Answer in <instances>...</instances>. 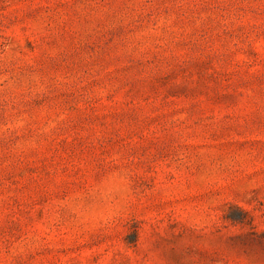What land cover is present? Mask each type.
<instances>
[{
	"label": "rangeland",
	"instance_id": "rangeland-1",
	"mask_svg": "<svg viewBox=\"0 0 264 264\" xmlns=\"http://www.w3.org/2000/svg\"><path fill=\"white\" fill-rule=\"evenodd\" d=\"M0 264H264V0H0Z\"/></svg>",
	"mask_w": 264,
	"mask_h": 264
},
{
	"label": "clouds",
	"instance_id": "clouds-1",
	"mask_svg": "<svg viewBox=\"0 0 264 264\" xmlns=\"http://www.w3.org/2000/svg\"><path fill=\"white\" fill-rule=\"evenodd\" d=\"M127 194L126 171L109 173L89 190V195L93 199L92 211H99L102 218L110 220L126 207Z\"/></svg>",
	"mask_w": 264,
	"mask_h": 264
}]
</instances>
